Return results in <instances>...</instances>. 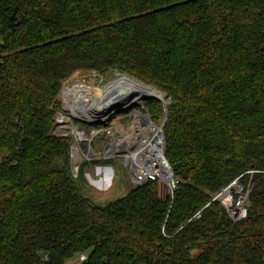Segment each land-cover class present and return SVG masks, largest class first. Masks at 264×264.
Returning a JSON list of instances; mask_svg holds the SVG:
<instances>
[{
  "label": "trees",
  "instance_id": "1",
  "mask_svg": "<svg viewBox=\"0 0 264 264\" xmlns=\"http://www.w3.org/2000/svg\"><path fill=\"white\" fill-rule=\"evenodd\" d=\"M78 72L166 94L167 199L149 181L97 204L72 178L70 140L53 130ZM238 179L248 200L234 221L215 198ZM81 253L88 264H264V0H0V264Z\"/></svg>",
  "mask_w": 264,
  "mask_h": 264
},
{
  "label": "rangeland",
  "instance_id": "2",
  "mask_svg": "<svg viewBox=\"0 0 264 264\" xmlns=\"http://www.w3.org/2000/svg\"><path fill=\"white\" fill-rule=\"evenodd\" d=\"M121 75L122 74H119L117 72L107 73V74H98L96 72H78L70 79L74 82L80 83L81 85L79 88L83 89L84 91L86 89L90 97L92 93L93 96L91 97V100L97 104L100 102L101 97L106 92L116 87L117 84H120L124 81H128L133 84H142L141 82L137 81L132 77L123 75L131 78L129 79V78L121 77ZM66 82L67 80L64 81L65 84ZM64 83L62 84V88L58 96L59 102H62L61 94L64 89ZM84 85L87 86L88 89ZM70 90H73V88ZM75 91L76 90H73V92ZM159 92L164 95V101L170 103V100L167 98L166 94L161 91ZM153 100L154 99L140 101L139 105L135 106L132 109L122 111L121 113L114 115L111 119L105 120L107 117L103 116L101 117V119H99L100 122H94L93 120L92 122L89 120L91 122L89 123L88 119L85 117L77 118L73 114V110L69 107L68 108L70 110L64 109L62 103H61L62 109L60 111H64L63 116L65 117V119L76 123L81 131L90 133V131L93 130V134H97L98 131H100L101 133L98 135L96 139V147L94 151L102 152L103 145H105L106 142L111 137L107 133V129L110 127L112 121L116 122L117 119H122L121 120L122 125L125 128H127L129 124L133 121L134 117L139 113V114H147L149 116H152L155 121L154 123L157 125H160L163 122L165 115L162 114L160 115L155 113V111L156 112L158 111L157 109L158 105L156 104V102H151ZM115 109L117 110V108H113V110ZM73 116L77 119H75ZM137 124L138 125L129 128L127 132H131L139 128H143L148 125H151L150 122H148L146 125H142L138 121ZM69 130L74 131V128L70 127ZM84 173H88L89 175L88 179L84 176ZM80 175L81 178L79 182L82 189L97 204H104L123 198L126 195H128L130 189L135 187L132 184V175L130 173V167L129 165L127 167L124 161H122L121 159H113L110 161H98L92 164L84 163L81 165ZM159 192L161 196L160 186H159ZM234 192L237 194L240 193V188L235 187ZM228 198L233 200V194L230 193V196H228ZM223 203L225 204V202Z\"/></svg>",
  "mask_w": 264,
  "mask_h": 264
},
{
  "label": "built area",
  "instance_id": "3",
  "mask_svg": "<svg viewBox=\"0 0 264 264\" xmlns=\"http://www.w3.org/2000/svg\"><path fill=\"white\" fill-rule=\"evenodd\" d=\"M75 85H81L80 83L74 82L71 79L67 80L66 84L64 83V89L61 94L62 105L64 109H68V102L65 101L64 94L66 91L72 89ZM85 86V85H84ZM87 87V86H86ZM88 88V87H87ZM91 93V97H92ZM75 97V96H74ZM91 97L89 99L90 105L95 104ZM71 101V100H69ZM64 111H58L56 113V124L53 130V134L58 138H68L70 140V149H69V159H70V173L73 179L78 180L81 173V165L84 163L92 164L98 161H110L113 159H121L124 161L125 165L130 167V173L132 175V184L137 187L144 185L149 181L158 182L159 186L166 184L167 182L163 179V169L164 171H170L169 168L165 167L164 161V139H163V127L162 123L160 125L155 124L151 117L147 114H140L142 117H147L149 119L150 124L155 128L156 137L150 138L148 143L150 145L156 144V141L160 137L163 142L162 147V163L159 164L158 161H155L154 158H150L147 154L142 153L139 157V161H135L132 157L133 151H135L134 147H127L130 142L129 139L126 140L124 136V131L129 128L138 125L137 119L134 117L133 121L129 124L127 128H125L121 120L117 119V121H112L110 127L107 129V133L111 136L110 139L103 145L102 152H95L94 149L96 147V139L98 135L101 133L98 131L97 134H93V130L90 133L81 131L77 124L66 120L63 116ZM122 112V111H121ZM116 110H113L112 113L117 115ZM73 115V114H72ZM74 117V116H73ZM75 118V117H74ZM117 118V117H115ZM77 119V118H75ZM80 120V119H78ZM85 120V119H83ZM87 120V119H86ZM82 121V120H81ZM89 123H91L88 120ZM67 128L73 127L74 131H69ZM104 131V130H103ZM170 176V180H171ZM170 180L168 182L169 186V195H172L174 189L171 188ZM243 190L240 189V193H238L239 198L236 202L232 199L225 200V207L228 209L230 217L234 221L241 220L246 217V209L245 206L248 200V193L243 194ZM242 192V193H241ZM89 256L87 253L78 254L70 259H67L64 264H88Z\"/></svg>",
  "mask_w": 264,
  "mask_h": 264
},
{
  "label": "bare ground",
  "instance_id": "4",
  "mask_svg": "<svg viewBox=\"0 0 264 264\" xmlns=\"http://www.w3.org/2000/svg\"><path fill=\"white\" fill-rule=\"evenodd\" d=\"M125 78H129L126 76H121ZM131 79V78H129ZM77 87V88H76ZM80 85H75L73 90L66 91L65 93V101L68 102L67 106L73 110V114L77 117H85L90 121L100 122L99 119L101 117H107V119H111L115 114L112 113L113 108H120L122 111H126L130 104H140L144 97H158L164 100V95L156 90H152L146 87L143 84H133L128 81H124L120 84H117L116 87L106 92L100 99L99 103H95L90 105L89 99L90 96L88 92L79 88ZM86 87V86H85ZM87 88V87H86ZM88 89V88H87ZM75 96V97H74ZM71 100V101H69ZM110 113V114H109ZM103 119V121H104ZM98 120V121H97ZM92 121V122H93ZM69 130V128L66 127ZM155 128L153 126H146L143 128H139L137 130L127 132L124 131V136L126 140L129 139L127 147H134L135 151L132 153V158L135 161H139V157L142 153L147 154L150 158H154L155 161H158L159 164L162 163L163 155H162V147L163 142L159 137L156 141V144L150 145L148 140L150 138H155ZM72 131V130H69ZM163 179L167 182L170 180V171H164L163 169ZM164 193V192H163ZM169 193V186L167 185V194ZM165 195V194H163ZM226 200H228V196H226Z\"/></svg>",
  "mask_w": 264,
  "mask_h": 264
},
{
  "label": "water",
  "instance_id": "5",
  "mask_svg": "<svg viewBox=\"0 0 264 264\" xmlns=\"http://www.w3.org/2000/svg\"><path fill=\"white\" fill-rule=\"evenodd\" d=\"M121 76H123V75H121ZM145 86H146V85H145ZM146 87H148V88H150V89H152V90H156V89H154V88H152V87H150V86H146ZM156 91H157V90H156ZM158 92H159V91H158ZM150 99H156V100H159L160 102L164 103V106H165V116H164V120H163V122H162V127H164V126H165V123H166V120H167V105H168L169 103H168V102H165L164 100H162V99H160V98H158V97H144V98H142V101L150 100ZM137 105H139V104H130L127 110L132 109V108H134V107L137 106ZM115 110H116V109H115ZM116 111H117V112H121L122 110H120V108H117ZM163 139H164V149H165V136H164V133H163ZM163 163H164L165 167L169 168V170H170V174H171V178H172V179L170 180V185H171V188H172V189H175V187H176V181H175L174 178H173V170H172V168H171L169 162L167 161V159H166L165 157H164V161H163ZM235 187H238V188H240L241 190H243L242 186L239 184V179L236 180V181H235L232 185H230L228 188H226L221 194H219V195L215 198V200H218V201L224 202V201L226 200L225 195H226V196H230L231 190H232L233 188H235ZM160 191H161V197H162L163 199H167L168 196H169V193L166 194V195H163V194H164V193H163V192H164V185H161V186H160Z\"/></svg>",
  "mask_w": 264,
  "mask_h": 264
},
{
  "label": "crops",
  "instance_id": "6",
  "mask_svg": "<svg viewBox=\"0 0 264 264\" xmlns=\"http://www.w3.org/2000/svg\"><path fill=\"white\" fill-rule=\"evenodd\" d=\"M84 176H85L87 179L89 178L88 173H84Z\"/></svg>",
  "mask_w": 264,
  "mask_h": 264
}]
</instances>
